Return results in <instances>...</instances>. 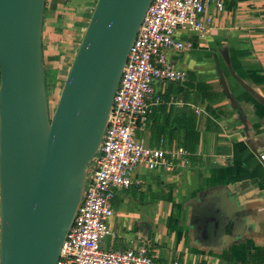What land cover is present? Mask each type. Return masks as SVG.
<instances>
[{"label": "crops", "instance_id": "1", "mask_svg": "<svg viewBox=\"0 0 264 264\" xmlns=\"http://www.w3.org/2000/svg\"><path fill=\"white\" fill-rule=\"evenodd\" d=\"M94 3L46 0L44 65L48 50L57 49L58 60L66 52L65 63L77 49ZM179 34L190 46L169 55L185 78L155 82L161 99L136 138L183 146V166L141 164L132 185L116 187L102 246L145 247L155 264H264V103L249 90L264 96V0H229L203 34ZM206 210L225 216L220 242L217 223L209 231L198 220Z\"/></svg>", "mask_w": 264, "mask_h": 264}, {"label": "water", "instance_id": "2", "mask_svg": "<svg viewBox=\"0 0 264 264\" xmlns=\"http://www.w3.org/2000/svg\"><path fill=\"white\" fill-rule=\"evenodd\" d=\"M151 2L96 0L51 113L46 0H0V264H57ZM197 217L209 231L217 223L220 242L225 216L206 210Z\"/></svg>", "mask_w": 264, "mask_h": 264}, {"label": "built area", "instance_id": "3", "mask_svg": "<svg viewBox=\"0 0 264 264\" xmlns=\"http://www.w3.org/2000/svg\"><path fill=\"white\" fill-rule=\"evenodd\" d=\"M229 0H152L128 53L114 94L108 121L78 206L74 222L61 246L57 264H155L145 247L106 249L102 241L114 214L116 187L133 184L132 173L141 164L150 169L176 171L183 146H150L136 138L153 104L161 96L159 79L182 80L186 71L170 61V51L190 46L180 32L203 34ZM264 160V152L261 153ZM162 264H188L174 260Z\"/></svg>", "mask_w": 264, "mask_h": 264}, {"label": "rangeland", "instance_id": "4", "mask_svg": "<svg viewBox=\"0 0 264 264\" xmlns=\"http://www.w3.org/2000/svg\"><path fill=\"white\" fill-rule=\"evenodd\" d=\"M95 3H96V0H95ZM76 50H73V48L69 49L67 54H70V55L68 56L67 61L65 63H63L62 61H59L60 59H62V57L63 59L65 58L63 54L66 52L64 51H62L63 54L58 52L60 55H62L61 57L59 56V60H58V56L56 55L57 49L55 48L52 50V52H49L48 50L44 54L45 60H46L45 61L46 90H47L49 107H50L51 113H53L55 106L57 104V101H58V98L61 92V88L63 86L64 79L67 75V72L69 70L68 69L69 65H71L73 55L75 54ZM55 58L57 59L55 60ZM49 62H52V64H50ZM95 158L92 160V162L89 165V170L87 171V175H86V184H87V180L89 178L91 171L95 168Z\"/></svg>", "mask_w": 264, "mask_h": 264}, {"label": "trees", "instance_id": "5", "mask_svg": "<svg viewBox=\"0 0 264 264\" xmlns=\"http://www.w3.org/2000/svg\"><path fill=\"white\" fill-rule=\"evenodd\" d=\"M93 11V10H92ZM44 69H45V71H46V67H45V65H44Z\"/></svg>", "mask_w": 264, "mask_h": 264}]
</instances>
